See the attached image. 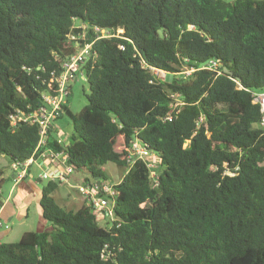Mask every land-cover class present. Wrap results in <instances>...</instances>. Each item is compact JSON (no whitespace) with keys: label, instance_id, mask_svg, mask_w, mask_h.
I'll return each instance as SVG.
<instances>
[{"label":"trees","instance_id":"obj_1","mask_svg":"<svg viewBox=\"0 0 264 264\" xmlns=\"http://www.w3.org/2000/svg\"><path fill=\"white\" fill-rule=\"evenodd\" d=\"M77 24L85 40L69 37L82 33ZM77 42L92 44L90 94L77 114L62 105L74 130L68 162L93 180H107L109 163L126 170L113 219L101 226L87 204L65 211L49 181L40 206L53 229L1 242L0 264H264V127L253 96L264 91V0H0V156L34 154L39 128H13L11 115L58 93L51 80ZM211 60L220 74L183 73ZM172 93L185 104L168 121ZM135 140L159 162L157 187L149 159L129 165Z\"/></svg>","mask_w":264,"mask_h":264},{"label":"built area","instance_id":"obj_2","mask_svg":"<svg viewBox=\"0 0 264 264\" xmlns=\"http://www.w3.org/2000/svg\"><path fill=\"white\" fill-rule=\"evenodd\" d=\"M76 28H81L82 33L79 35L69 36L71 40H85V25H78ZM78 50L75 54L67 58L62 65L63 71L60 75H54L55 82L58 87V93H45L42 97L41 106L30 112L23 111L21 109H15L11 115V125L16 128L20 123H30L39 128L40 141L34 152V154L25 161H13L11 162V168L15 172L14 186L12 187L10 194L6 200L12 197V191L14 188L26 179H38L47 182H56L58 184H66L69 182L68 175L74 173V167L68 162L69 154L66 151V147L70 144L69 141L60 135L56 136V146H48L49 131L54 128L55 122L62 116V105L67 102V98L70 95V82L73 80L82 79L87 82L85 65L90 57V48L92 44H86L80 47L79 42L76 43ZM219 63L216 60H211L209 63L200 66L199 68H191L184 71V74L190 75L196 70H211L218 74ZM160 78V73L164 71L152 69ZM166 76V73L165 75ZM254 103L260 105L261 108V121L260 126L264 127V91L253 92ZM172 102L170 105L171 111L166 116L165 120L172 121L174 114L179 113V109L184 105V101L180 94L172 93L170 95ZM130 151L129 165L130 167L134 163L141 159H149L148 168L150 170V178L154 186H159V162L155 156H153L148 149H146L138 140L132 142ZM39 170V174L36 176L33 169ZM230 175H233L230 173ZM116 184H109L107 180H93L87 181L83 185L78 186L81 195L84 197L88 206H91L93 211L97 214L98 220L113 219L115 197L118 191L115 189ZM3 190L0 188V195ZM3 208V207H2ZM105 219V220H106ZM5 226V219L3 217L2 209L0 208V244L2 238V232Z\"/></svg>","mask_w":264,"mask_h":264},{"label":"rangeland","instance_id":"obj_3","mask_svg":"<svg viewBox=\"0 0 264 264\" xmlns=\"http://www.w3.org/2000/svg\"><path fill=\"white\" fill-rule=\"evenodd\" d=\"M165 73H160V76H164ZM171 76L168 75V79ZM70 95L67 98V106L73 114L79 113L87 104L88 100L86 95L90 94V89L88 83L82 79L73 80L70 82ZM55 135H60L69 141L73 133V125L71 120L67 115L61 116L54 124ZM0 169L3 171V176H0L3 179V185H0L2 188L4 196H9L10 191L14 185V180L12 179L13 170L11 168V160L5 156H0ZM36 176L39 174V170L33 169ZM126 170L123 168L117 167L115 164L109 163L105 166V174L107 175V182L109 184L118 183L124 176ZM69 182L63 185H60L53 194V198L56 204H58L65 211L70 212L81 207V201L79 199L80 191L78 185H83L86 179L93 181L91 176H87L84 172L75 171L68 175ZM47 181L38 184L35 180L27 179L24 182L20 183L19 187H15L12 191V197L9 200L11 205L13 203V197L22 195L23 193L32 190L31 194H28L27 197H31L26 204L27 211L24 205L14 207L15 213L11 216V219H5V226L2 232V243H14L18 242L22 235L26 232H43L52 230V225L47 222L42 215L41 207L39 203V191L42 189V186L46 184ZM6 188V191H4ZM37 188V190H36ZM38 191V192H36ZM31 195V196H30ZM4 217V216H3ZM101 226H107V221L105 219L100 220Z\"/></svg>","mask_w":264,"mask_h":264},{"label":"crops","instance_id":"obj_4","mask_svg":"<svg viewBox=\"0 0 264 264\" xmlns=\"http://www.w3.org/2000/svg\"><path fill=\"white\" fill-rule=\"evenodd\" d=\"M13 176V177H12ZM12 179L14 180V178H15V172H14V170H13V173H12ZM27 180V179H26ZM25 180V181H26ZM30 180V179H29ZM95 180H97L96 178H95ZM100 180H102V179H100V178H98V180L97 181H100ZM121 181V180H120ZM24 182V181H23ZM87 181L85 180V182L84 183H86ZM21 183V182H20ZM20 183L16 186V187H19L20 186ZM38 183V182H37ZM60 185H63V184H60ZM59 185V186H60ZM14 186V185H13ZM79 186V185H78ZM36 190H37V188H36ZM31 192H32V190L30 189L28 192H26V193H23L22 195H18V196H15V197H13V204L14 205H11L9 202H6L5 200H7V198H8V196L6 197V196H4V195H0V208L2 209V212H3V216H4V218L7 220V219H11V216L15 213V209H14V207H16V206H20L21 204H22V202H24L23 204L25 205V207H26V211H27V206H26V204L30 201L29 199L30 198H32V196H34V195H30L31 197H27V195L28 194H31ZM36 192H38V191H36ZM41 196H42V189L39 191V203H40V201H41ZM79 199H80V201H81V207L84 205V204H87L86 203V201H85V199H84V197L81 195V193H80V196H79ZM27 200H29L28 202H26ZM22 204V205H23ZM21 205V206H22ZM23 205V206H24ZM3 207V208H2ZM41 207V206H40ZM80 207V208H81ZM77 210V209H76ZM41 212H43L42 211V208H41ZM2 242V241H1Z\"/></svg>","mask_w":264,"mask_h":264},{"label":"water","instance_id":"obj_5","mask_svg":"<svg viewBox=\"0 0 264 264\" xmlns=\"http://www.w3.org/2000/svg\"><path fill=\"white\" fill-rule=\"evenodd\" d=\"M225 72L227 73V74H231L232 72L230 71V70H228V69H225ZM13 177V176H12ZM97 180H98V178H96ZM4 191H6V188H4ZM6 201V200H5Z\"/></svg>","mask_w":264,"mask_h":264}]
</instances>
